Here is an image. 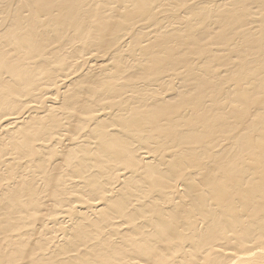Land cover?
<instances>
[{
	"label": "bare ground",
	"instance_id": "6f19581e",
	"mask_svg": "<svg viewBox=\"0 0 264 264\" xmlns=\"http://www.w3.org/2000/svg\"><path fill=\"white\" fill-rule=\"evenodd\" d=\"M234 1L244 13L235 4L215 11L212 18L225 30L218 40L226 41L216 48L207 47L212 61L198 72L200 65L191 70L189 86L181 83L184 70L170 72L178 63L175 54L186 46L179 38L177 48L169 43L152 52L154 63L145 76L155 75L156 79L141 78L123 93L98 78L109 64L95 62L96 54L90 53L88 58L97 64H91L81 77H74L73 64L58 74L52 69L73 60L69 56L73 46L64 49L67 54L63 55V48L45 39L47 34L62 29L90 30L85 18L93 15L94 8L87 0H0V264H264V79L263 92L257 90L261 98L241 94L247 106L233 112L234 117H244L232 124L244 131L237 135L242 139L239 157L228 161L224 150L211 159L227 177L214 176L208 167L203 173L209 175L204 180L214 189L211 199H204L198 189L203 178L171 183L167 172L151 165L150 152L140 155L130 150V137L125 133L134 117L132 123L139 132L146 126L161 130L159 120L167 113L156 107L161 99L142 96V107H130L136 104L141 89L180 82L175 94L186 97L193 85L199 101L192 108L197 111L205 106V96H218L211 88L225 80L230 68L255 66L251 75L264 74V1ZM200 30L215 32L204 26ZM233 32L236 37L230 41L227 36ZM131 34H123L109 55L122 52L131 42ZM150 40L153 46L157 35ZM103 95L117 99L116 103L100 100ZM112 106L118 109L107 112ZM149 112H155V119L149 120ZM185 116L183 112L173 114L174 118ZM224 120L210 111L195 114L182 127L185 132L170 134L179 137L180 147L166 160L161 154L153 161L171 169L176 167V158L187 162L196 151L189 147L193 138L198 141L201 132L211 136L215 128L212 132L209 126ZM73 127L79 129L77 135H73ZM91 148H96L99 158L126 157L132 167L136 166L132 159L139 158L144 165L141 169L151 177L162 174L168 186L145 193L137 191L131 181L132 191L120 197L131 176L116 173L112 182H101L103 171H96L97 163L87 158ZM244 153L247 167L242 170L238 162L244 160ZM190 162L194 161L190 158ZM84 189H90L94 202L74 210L70 199ZM107 207L119 215L107 214ZM240 207L246 209L242 216L237 214ZM232 215L231 221H223Z\"/></svg>",
	"mask_w": 264,
	"mask_h": 264
},
{
	"label": "rangeland",
	"instance_id": "374dc122",
	"mask_svg": "<svg viewBox=\"0 0 264 264\" xmlns=\"http://www.w3.org/2000/svg\"><path fill=\"white\" fill-rule=\"evenodd\" d=\"M257 2L261 3V1ZM87 4L94 8L93 15L85 18L88 25L91 26L93 30L91 28L90 30L86 28L85 30L62 29L53 30L47 34L45 39L51 44L63 48L61 51H64V49L69 50L71 45L73 46L69 55L72 56L73 60L64 67L56 66L55 64L52 69L58 74L60 70H64L73 64L71 71L74 77L78 78L83 75V72H85L91 64H109L108 70L98 76V78L110 83L114 89L119 92L122 91L123 93L132 90L129 85L141 78L156 79L155 75L150 77L145 76L146 70L150 64L154 63L151 55L152 52L154 51V53H156L160 50V47L164 49L169 43H175V48H177L179 45V38H182L186 42V46L175 54L178 63L170 72L179 69L184 70L185 76L181 83L189 86L191 70L194 69L195 66L200 65V67L195 70L198 72L212 61V57L206 53L207 47L211 45V47L216 48L226 41V39L218 40L220 36L225 34V30L221 29L220 25L212 18L215 11L223 10L221 8L223 5L229 7V4H235L236 10L240 14L244 13L240 12L241 8L234 0H87ZM247 7L249 8V6ZM4 16L5 14H3V17ZM101 16L107 17L101 18ZM217 20L221 22V15L217 17ZM263 24L264 22L261 23V25ZM162 25L166 27L163 28L161 27ZM203 26L206 27L207 30L215 29V32L208 31L206 34L205 30H200ZM183 29L185 30L183 31ZM153 30L155 31L154 35L152 33ZM129 32H132L129 45L118 55H109L111 50L116 49L119 38L123 34ZM234 34L235 32L229 34L227 39L229 38L231 41L236 37ZM155 35H157V40L152 46V40L149 41V39ZM259 36L260 34L258 37ZM56 40L57 42L53 43V41ZM243 48L244 44L239 46L237 50L239 51ZM200 50L203 52L198 54ZM90 53L98 55L99 58H95L96 61L91 58L89 59ZM66 54L67 51H64L63 55ZM160 56L163 57L165 54L162 53ZM194 57L196 60L192 61ZM68 59L70 60L71 58L69 57ZM94 61L97 63H94ZM183 61H186V63L183 64ZM207 61L208 63L204 65ZM213 63L222 65L227 64L226 62L220 61H214ZM138 64H140L139 67L130 69L126 74L123 73L124 69ZM218 67L220 66L216 68ZM253 67L255 66H249L245 69L240 67L230 68L229 72L226 74L225 80L220 85L211 88V91L218 96H205L203 100L205 106L200 107L197 111H194V109L195 105L198 107L199 99L198 95H194L196 89L193 85L190 86L192 89L191 95L186 97H177L175 94L174 89L179 86L180 82H174L172 86L161 85L151 90L141 89L139 91V98L135 100L136 104L130 107H142L140 106V99L142 96L158 97L161 101L156 107L162 108L167 113L159 120L161 121V130H154L146 126L139 132L137 126L132 123L137 117L129 120L125 133L130 137V150H135L140 155L145 151L150 152L151 165H154L158 171L167 172L171 177L169 179L171 183L176 180L186 182L188 178L195 176L196 178H203L198 189L203 191L204 199H211L214 189L204 180V178L209 176L207 175L204 177L203 175V173L206 172V168L208 167L210 171H214V176L227 177L223 174L219 166H214L213 163H211L212 157L218 155L221 151L227 150L226 154L229 155L228 161H230L232 157L236 155L239 157L240 154L242 139L237 135L240 132V135H242L244 131L232 128V124H236L239 120L244 118L238 114H236L235 117L233 115L235 110L247 106L241 94H245L251 99L261 98L257 90L262 91L260 86L263 84L264 74L251 75L250 69ZM118 74H120V77L121 74H123L122 79L119 77L118 80L112 82L111 79ZM102 89L105 90V87H102ZM86 98H88V95H86ZM105 98H108L110 102L114 103L117 101V99H110L105 95H103L100 100ZM250 108L252 109V105ZM110 109L111 110L106 111L111 112L118 108L116 109L115 106H112ZM207 111L213 112L216 116L224 117L225 120L218 124H224L225 127L218 128V124H213L209 126L212 132L215 128V133L213 132L211 136H206L204 132L199 133V140L197 141L193 138L194 143L189 146L195 148V153L189 156L188 161L184 163L181 158H176V167L174 169H171L169 166L162 167L157 159L153 161L154 157L157 158L161 154L164 155V160H166L167 155L175 150V147H180L179 137L170 135L172 132H185L182 127L186 126L189 119L195 114L202 115ZM179 112H183V115L186 116L174 118L173 114ZM154 113L155 112L146 113L152 115L149 117V120L155 119ZM102 118L106 119L108 124L112 123L108 118L104 116H102ZM113 121H115L114 118ZM173 125H176V127L173 128ZM78 132V128H72L73 135H77ZM235 143L240 145H236ZM19 155L18 153L17 156ZM242 155L244 160L242 159L239 161L238 165L244 170L247 167V160L245 153ZM87 158L93 160V163H97V166L94 167L96 171H103L104 174L103 176L101 175L100 178L101 182H112L116 173L131 176L124 185L120 197L128 191H132V189L129 188V183L131 181L136 184L133 187L138 188L139 190L137 191L145 193L152 192V190H162L163 187L168 186V182L162 174L151 177L152 175H149L147 170L141 169L144 165L139 158L137 160L135 158L132 159L136 165L132 167L128 166L129 160H125L126 157L99 158V153L96 148L90 149ZM190 158L194 161L192 164ZM99 161L101 164H99ZM137 171H139V173H137ZM7 176V173H5L3 179L6 180ZM81 182H83V180H81ZM227 187H229V184ZM243 188H246L245 184ZM79 191L81 193H74L75 197L70 199L74 210L83 206L89 207L94 202L92 199H94L95 196L89 193L90 189ZM74 200L76 203H74ZM198 200H201L200 196H198ZM106 211L107 214H110L112 217H117L119 215L118 211H114L108 207ZM245 211L246 209L244 207H240L237 214L242 216L245 214ZM193 213L201 216L206 215L197 212ZM232 217L233 215L223 217L222 219L225 222H229ZM186 234L190 235L188 232Z\"/></svg>",
	"mask_w": 264,
	"mask_h": 264
}]
</instances>
